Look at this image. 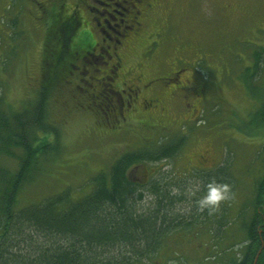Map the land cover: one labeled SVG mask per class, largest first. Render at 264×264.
I'll return each mask as SVG.
<instances>
[{"label": "rangeland", "instance_id": "rangeland-1", "mask_svg": "<svg viewBox=\"0 0 264 264\" xmlns=\"http://www.w3.org/2000/svg\"><path fill=\"white\" fill-rule=\"evenodd\" d=\"M181 1L179 12L153 16L150 30H160L159 36L148 35L147 43H138L127 58L130 67L159 77L150 91L166 109L151 115L140 101L143 108L125 118L118 112L119 117L107 114L115 104L119 111L127 96L123 102L109 89L103 59L91 54L73 62L59 63L52 55L46 59L49 11L38 0H0V109H35L44 92L46 118L54 129L36 127L39 140L33 142H51L27 171L14 215L58 197L63 198L59 207L65 209L90 195L100 172H109L122 156L157 151L178 137L182 146L174 155L148 157L127 170L139 185L138 192L125 196L129 208L133 215L154 219L155 230L160 228L157 237L93 245L88 254L129 264H230L242 255L244 225L253 213L255 183L264 170V128H244L260 100L248 85L264 87V54L254 70L258 80L250 76L253 53L264 47V0H244L234 9L224 7L222 0ZM159 37L157 53L147 56L144 47ZM176 65L192 70L176 77L170 74ZM186 78L195 79L199 92L194 112H187L182 96L160 95ZM14 149L13 156L0 152V167H19L18 155L24 149ZM220 165L225 166L222 182L229 184L230 195L219 207L201 210L196 200L207 183L204 174ZM156 185L159 192L151 189ZM5 219L0 211L1 226ZM26 235L12 234L5 257L17 254L28 263L65 243L63 237L40 231L28 230Z\"/></svg>", "mask_w": 264, "mask_h": 264}, {"label": "trees", "instance_id": "trees-1", "mask_svg": "<svg viewBox=\"0 0 264 264\" xmlns=\"http://www.w3.org/2000/svg\"><path fill=\"white\" fill-rule=\"evenodd\" d=\"M53 38L55 35L51 36L48 33L44 44V56L47 59L54 53L55 59L61 63L64 57L63 47L56 48L51 43ZM263 54V46L253 53L255 55L253 65L255 66L250 70V76L256 77L257 80L258 76L254 70L260 67L259 60ZM69 60L64 59L62 62H69ZM259 85H248L250 92L260 99L257 110L250 115L249 122H246L244 127L249 132L264 128V87ZM44 99V92H42L35 109H32L33 105L18 112L4 113V110L0 109V152L13 156L16 153L15 147L24 149L23 154L18 155L20 165L17 169L10 170L4 166L0 167V211L2 216L7 217L4 224L0 225V264L2 262L5 264L6 262L8 264H129L127 261H115L114 263L88 253L92 251L93 245L102 246L106 242L114 244L116 241L128 244L138 239L146 240L157 237L160 228L155 230L154 219L133 215L134 213L129 208L125 196L138 192L139 185L137 186L138 183L129 178L127 170L133 163L143 161L148 157L164 158V156L174 155L182 146V139L174 137L177 140L165 142L158 147L157 151L129 153L122 156L115 165L111 166L109 172H100L96 177L97 186L90 195L69 204L65 209L59 207L58 203H62L63 198L58 197L57 200L47 199L35 206L25 207L18 215H14L13 207L17 194L29 177L27 171L30 166H33L41 150L49 149L51 142L48 138L42 143H37L38 145L33 142L39 140V136L35 133L36 127L45 131L54 130L46 118ZM224 168V165H220L217 169L205 173L204 176L207 177V181L213 177L222 181L226 173ZM255 185L253 213L244 225L246 235L243 252L239 258L232 259L230 264H264V170ZM151 189L153 192H159L157 185ZM161 202L160 199V204ZM28 230L63 237L65 243H59L56 250L52 252L43 251L36 258L30 259L28 263H24L25 260L17 254L9 258L5 257V253L10 252L7 247L8 242L11 246L13 244L12 234L24 236ZM28 236L31 237L30 234Z\"/></svg>", "mask_w": 264, "mask_h": 264}, {"label": "flooded vegetation", "instance_id": "flooded-vegetation-1", "mask_svg": "<svg viewBox=\"0 0 264 264\" xmlns=\"http://www.w3.org/2000/svg\"><path fill=\"white\" fill-rule=\"evenodd\" d=\"M222 2L227 9H234L241 8L244 0ZM38 4L42 9L49 11L48 14L50 13L46 22L48 27L45 39L48 32L51 36L55 35L51 43L56 48L63 47L62 60L71 59L69 62H73L80 59L79 56L84 57L87 54L94 55V58L99 60L103 59L106 65L102 69L105 73L103 79L109 80L107 82L109 89L113 90L114 95H120L123 102L127 96L125 102L127 108L122 103V107L120 106L117 111V104L111 108L108 105L107 114L117 115L118 112L127 118L140 110L138 108L142 102L146 112L151 115L163 113L166 103L160 101L158 94L151 93L155 89L154 82L159 77H148L141 67H130L127 65V58L137 50L138 43L142 44L144 41L147 43L148 35L159 36L160 30H150L153 16L179 12L184 7L181 0H38ZM159 39L160 37L152 38L149 45L144 47L147 56H154L157 53ZM52 56L54 58L55 54L52 53ZM136 64L142 65L140 60ZM187 70L192 69L189 67L181 69L176 65L170 74L179 77L182 71ZM194 81L195 79L190 78L183 79L179 85L174 84L175 86H169V90L161 91L160 95L169 94L172 97L180 95L183 97L187 112L190 110L194 112L197 103L194 101L195 96L199 94ZM118 86L121 89L114 90V87ZM124 110L126 112L123 114Z\"/></svg>", "mask_w": 264, "mask_h": 264}, {"label": "clouds", "instance_id": "clouds-1", "mask_svg": "<svg viewBox=\"0 0 264 264\" xmlns=\"http://www.w3.org/2000/svg\"><path fill=\"white\" fill-rule=\"evenodd\" d=\"M195 194V193H192ZM230 195V186L228 183L210 178L204 186L202 193L196 200V205L199 209H215L219 207L221 202L228 199Z\"/></svg>", "mask_w": 264, "mask_h": 264}]
</instances>
